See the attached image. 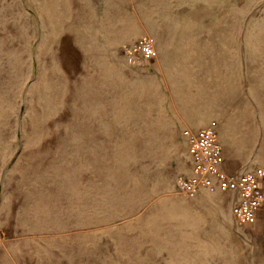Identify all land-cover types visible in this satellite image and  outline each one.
I'll list each match as a JSON object with an SVG mask.
<instances>
[{"label":"rangeland","instance_id":"rangeland-1","mask_svg":"<svg viewBox=\"0 0 264 264\" xmlns=\"http://www.w3.org/2000/svg\"><path fill=\"white\" fill-rule=\"evenodd\" d=\"M212 121L264 167V0H0V264H264V206L177 189Z\"/></svg>","mask_w":264,"mask_h":264},{"label":"built area","instance_id":"built-area-1","mask_svg":"<svg viewBox=\"0 0 264 264\" xmlns=\"http://www.w3.org/2000/svg\"><path fill=\"white\" fill-rule=\"evenodd\" d=\"M155 54L154 41L149 37L124 49L126 62L132 67L148 65ZM182 137L186 143L189 171L176 179L179 192L188 199L204 193H222L230 199L231 213L238 225L256 224L264 206V167L228 171L216 121L197 129L185 128Z\"/></svg>","mask_w":264,"mask_h":264},{"label":"crops","instance_id":"crops-1","mask_svg":"<svg viewBox=\"0 0 264 264\" xmlns=\"http://www.w3.org/2000/svg\"><path fill=\"white\" fill-rule=\"evenodd\" d=\"M153 39V38H152ZM154 40V39H153ZM155 42V41H154ZM154 46H155V43H154ZM193 127V126H192ZM226 159V158H225ZM226 168H227V170L228 171H237V170H239V163H238V161H230V163H229V160L228 159H226Z\"/></svg>","mask_w":264,"mask_h":264},{"label":"bare ground","instance_id":"bare-ground-1","mask_svg":"<svg viewBox=\"0 0 264 264\" xmlns=\"http://www.w3.org/2000/svg\"><path fill=\"white\" fill-rule=\"evenodd\" d=\"M200 100V99H199Z\"/></svg>","mask_w":264,"mask_h":264}]
</instances>
